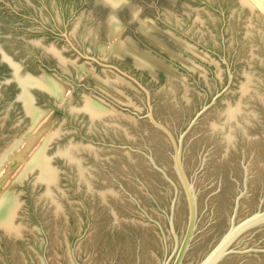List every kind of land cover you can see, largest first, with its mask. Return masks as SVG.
<instances>
[{
    "label": "water",
    "instance_id": "95a60500",
    "mask_svg": "<svg viewBox=\"0 0 264 264\" xmlns=\"http://www.w3.org/2000/svg\"><path fill=\"white\" fill-rule=\"evenodd\" d=\"M0 264H264L252 1L0 0Z\"/></svg>",
    "mask_w": 264,
    "mask_h": 264
},
{
    "label": "rangeland",
    "instance_id": "374dc122",
    "mask_svg": "<svg viewBox=\"0 0 264 264\" xmlns=\"http://www.w3.org/2000/svg\"><path fill=\"white\" fill-rule=\"evenodd\" d=\"M264 15V0H250Z\"/></svg>",
    "mask_w": 264,
    "mask_h": 264
},
{
    "label": "bare ground",
    "instance_id": "6f19581e",
    "mask_svg": "<svg viewBox=\"0 0 264 264\" xmlns=\"http://www.w3.org/2000/svg\"><path fill=\"white\" fill-rule=\"evenodd\" d=\"M257 1V0H256Z\"/></svg>",
    "mask_w": 264,
    "mask_h": 264
}]
</instances>
